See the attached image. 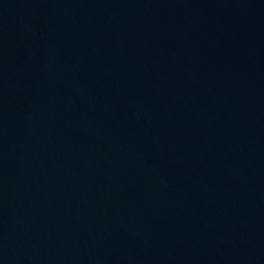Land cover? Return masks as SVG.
<instances>
[{"label":"water","instance_id":"obj_1","mask_svg":"<svg viewBox=\"0 0 264 264\" xmlns=\"http://www.w3.org/2000/svg\"><path fill=\"white\" fill-rule=\"evenodd\" d=\"M0 264H264V0H0Z\"/></svg>","mask_w":264,"mask_h":264}]
</instances>
